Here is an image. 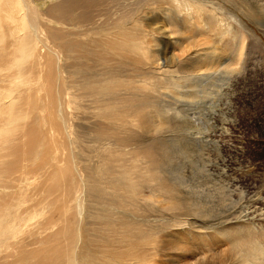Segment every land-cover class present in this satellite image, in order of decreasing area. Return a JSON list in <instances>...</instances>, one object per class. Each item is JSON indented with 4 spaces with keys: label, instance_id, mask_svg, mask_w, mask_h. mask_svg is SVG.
Wrapping results in <instances>:
<instances>
[{
    "label": "rangeland",
    "instance_id": "rangeland-1",
    "mask_svg": "<svg viewBox=\"0 0 264 264\" xmlns=\"http://www.w3.org/2000/svg\"><path fill=\"white\" fill-rule=\"evenodd\" d=\"M69 1L73 0H24L31 25L35 26V19L40 18L44 27H49L41 31L37 54L30 59L36 65L32 81L37 115L42 113L43 106L38 102L41 95L48 93L50 103L55 96L56 103L66 87L62 68L67 58L66 37L70 34L75 39L73 34L78 28L68 15L76 12L79 16L87 0H79L78 7ZM96 2L88 0L96 16L85 24L90 29L88 34L79 29L84 34L80 39L91 45L92 39H86L91 32L124 28L129 39L131 35L137 37L135 43L146 51L144 55L134 48L129 59L122 62L114 54V59H108L97 73L111 72L117 66L118 74H129L123 77L129 84L113 98L149 99L152 103L139 113L129 103V117L114 121L118 127L113 133L96 117V100L84 84L88 77L68 78L70 85L81 88L82 113L99 126L89 129L85 122L87 128L70 130L65 125L66 109L57 104L50 124L40 127V131L48 134L47 141L57 140L63 159L66 152L68 157L71 155V146L89 168L73 171L59 159H49L54 167L34 182L37 185L31 192H26V207L37 205L38 211L52 202L51 215L61 217L70 204L74 205L67 194L73 186V173L77 174L75 185L79 187L85 176L106 183L128 170L129 197L126 195L120 203L122 198L109 195L127 209L116 206L115 211L132 215L145 238L140 236L114 248L133 251L136 257L146 260L145 264H232L235 256L241 257V248L232 241L234 236L246 227L264 234V0H128L126 4L125 0H107L97 10ZM138 18L140 24L135 22ZM151 34H161L153 41L161 50L149 44L155 38ZM113 36L127 39L124 35ZM216 46L225 55L226 62L220 67L223 72L219 79L201 84L195 75L210 67L209 59H186L187 50L201 54L203 49ZM166 47L175 54H184L179 58L184 61L174 62L171 55L162 57ZM84 55L90 59V70H97L96 54ZM82 56L77 51L75 59H65L66 64L73 63L70 70L83 65ZM156 63H166L164 75L156 71ZM226 63L235 70L226 71ZM122 67H129V72H123ZM43 114L49 115L48 111ZM145 146L146 152L142 150ZM155 163L159 171L151 176ZM106 195L102 191L93 207L105 205ZM13 200L4 196L2 202ZM247 214L250 216L243 218L247 221L239 225L237 218ZM180 224L184 225L178 227ZM120 228L117 221L115 229ZM51 243L56 245L57 241ZM260 245L264 249V243ZM252 249L249 245L246 253ZM56 251L54 259L46 263L61 258L60 250ZM254 258H259V253Z\"/></svg>",
    "mask_w": 264,
    "mask_h": 264
},
{
    "label": "bare ground",
    "instance_id": "bare-ground-1",
    "mask_svg": "<svg viewBox=\"0 0 264 264\" xmlns=\"http://www.w3.org/2000/svg\"><path fill=\"white\" fill-rule=\"evenodd\" d=\"M127 1L125 0V4ZM74 2L77 3V7L81 3L79 0H73L69 1V4L74 5ZM106 3L107 0H97L96 10ZM82 4L83 12L79 16H76V12L68 15L70 20L77 23L78 28L73 34L75 39L67 34L65 43L67 58L65 59H69L67 61L75 59L76 52L79 51L80 54H83L81 57L84 61L83 65L70 70L73 63L66 64V60H63L62 68L65 73L64 83L66 86L65 88L63 86V94L58 95L56 103L55 96L50 103L48 93L41 95L42 100L38 99V102L43 106L40 108L42 113L37 115L33 104L35 90L32 81L36 65L30 59H32L31 56L35 57L37 54L41 31L48 30L49 27H44L40 18L35 19V26L31 25L27 18L29 10L24 0H0V264H145L146 262L144 258L136 257L131 250L114 248L117 244L130 240L133 242V239L145 235V233L139 232V223L132 215L115 211L116 206L118 209L120 206L127 209L122 205L119 206V203L113 201L110 196L122 198L120 203L124 202L126 195L129 197L131 175L128 170H125L124 175L120 178H111L106 183L100 181L96 183L91 177L85 176L81 180L82 186L80 184L79 187L75 185L78 180L77 174L73 173L71 175L73 186L67 194L72 197L74 205L70 204L68 210L64 211L61 217L56 214L51 215L54 213L52 202L38 211L37 205L32 209L26 207V192H31L37 185H33L34 182L54 167L49 159L53 161L59 159L64 165H70L73 171H87L86 169L89 168L85 161L76 157L78 153L71 146L70 160L67 152V157L63 159L61 157L62 148L57 140L47 141L49 136L46 137V135L48 134L44 135L40 131V127L50 124L51 114L57 104L66 109L65 116L68 120L65 125H69L70 130L71 128L75 130L77 126L82 129L87 128L85 122L90 125H88L89 129L99 126L98 122L89 120L82 113V102L79 99L81 88L76 87L74 83L70 85L68 78H75L76 75L81 78L88 77L84 84L88 88L90 96L96 100V117L108 129L114 130L113 133L118 127L114 121H124V117H129V103L134 104L138 113L142 109L148 108L147 104L152 103L149 99L140 100L127 97L121 101L113 98L118 97L120 89L129 84V80L123 78L129 77V74L121 76L118 74L117 66L113 71L105 74L97 73V71L102 70L108 59H114L115 55L120 62L129 59L134 48H139L140 52L145 55V47L135 43L137 37L131 35V39H129V32L124 28L108 29L99 34L97 31L91 32L86 39H92V44L88 45L85 39H80V36L84 34L79 29L88 34L90 29L85 28V24H88L87 21L91 16L96 15L93 10L94 5L88 3V0ZM200 4L203 5L206 2ZM68 9L71 10L70 7ZM138 19L135 21L136 24H140V18ZM143 31L148 33L144 29ZM113 35H124L127 39L123 41ZM151 35L155 36L149 40V44L153 45L157 35L161 34ZM148 36H150L149 33ZM153 46L161 50V46L157 43ZM92 48H95L96 52ZM187 53L186 59H201L202 56L209 59L210 67L197 71L195 75L197 81H201L203 84L211 79L212 82L213 78L214 81L220 78L223 72L220 67L226 62V59L217 46L207 47L202 50L201 54L195 49H189ZM84 54H96L97 70H90V59ZM169 55L174 62L182 63L184 61V59H179L184 54H175V51H171L168 47L162 50V57ZM156 65V71L160 75H164L166 72L163 68L166 67V63L161 65L156 63ZM225 65L226 71L235 70L231 63ZM122 70L129 72V67L127 69L122 67ZM50 71L51 64L49 65ZM159 97H162L161 92ZM164 105L171 107V104ZM78 109L80 110L75 113ZM45 111H48L49 115H44ZM52 131L54 132L53 129ZM73 142L71 140L72 144ZM142 150L146 152L147 146ZM152 168L154 171L151 176H154L155 171H159L157 163ZM105 173L109 175L111 172L106 169ZM81 189H83L82 192H80ZM75 190L77 193L73 195ZM102 191L107 194L104 200L105 205L93 207L99 202V195ZM4 196L13 197V202H2ZM136 197V193L132 194L133 199ZM38 216L39 219L36 220ZM249 216L250 214L238 217L239 225L247 221V219H243L244 217ZM117 221L121 224V228L118 230L115 229ZM183 225L180 224L178 227ZM251 228L246 227L240 231L242 234L238 233L239 235L233 237L232 241L238 243V247L241 248V257L235 256L232 264H237L239 261L242 264H249L255 260V264H264V249L260 245V243H264L260 240L264 238V234L252 232ZM52 240L57 241L56 245L51 243ZM249 245L253 247V251L246 253ZM56 250H60L61 258L55 262L46 263V260L54 259ZM258 253L259 258H254Z\"/></svg>",
    "mask_w": 264,
    "mask_h": 264
}]
</instances>
